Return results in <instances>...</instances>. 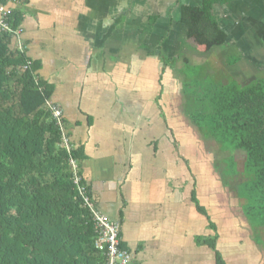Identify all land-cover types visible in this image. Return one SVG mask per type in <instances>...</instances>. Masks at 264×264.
I'll return each mask as SVG.
<instances>
[{"label":"crops","instance_id":"0c3cea01","mask_svg":"<svg viewBox=\"0 0 264 264\" xmlns=\"http://www.w3.org/2000/svg\"><path fill=\"white\" fill-rule=\"evenodd\" d=\"M134 2L20 0L22 39L28 55L40 61L38 73L53 87L51 99L63 110L70 144L81 150L79 172L94 206L120 225L130 264H216L206 243L216 237L219 249L216 180L202 181L201 170L193 169L200 156L184 145L201 144L179 129L182 122H170L175 107L168 104L167 91L152 84L155 79L157 88L167 78L165 67L174 60L184 69L193 64L194 48L183 59H162L190 48L178 42L193 40L179 22L180 7L202 0L175 1V15L153 12L162 0ZM128 6V17L121 18ZM213 11L227 35L220 48L240 61L233 67H245L243 76L255 71L248 67L264 73V0H221Z\"/></svg>","mask_w":264,"mask_h":264},{"label":"trees","instance_id":"16d2710c","mask_svg":"<svg viewBox=\"0 0 264 264\" xmlns=\"http://www.w3.org/2000/svg\"><path fill=\"white\" fill-rule=\"evenodd\" d=\"M19 1L0 0L14 7L10 20L15 29L23 22ZM220 1L180 7L186 36L208 49L226 41L213 13ZM23 42L21 50L12 33L0 32V264H105L95 247L91 212L73 181L70 158L79 160L81 150L62 145L59 125L46 109L53 87L40 76V61L28 55ZM200 79L195 73L184 85L195 107L190 117L204 136L232 152L236 165L231 176L240 173L236 157L243 154L244 180L237 197L248 205L245 218L250 213L257 218L248 222L264 228V79L243 85L199 84ZM206 243L216 264H228L216 237Z\"/></svg>","mask_w":264,"mask_h":264},{"label":"rangeland","instance_id":"374dc122","mask_svg":"<svg viewBox=\"0 0 264 264\" xmlns=\"http://www.w3.org/2000/svg\"><path fill=\"white\" fill-rule=\"evenodd\" d=\"M132 1L134 2V0ZM140 1H142L143 5L149 3V0ZM175 1L177 0H167L166 2L170 4L172 3L167 9L164 8V5L166 4L165 0H162V2H165L164 5L162 4V6H158L155 10L153 9V12L155 11L161 15L166 11L174 10L173 14L175 15L176 12L179 11L178 4ZM147 6L149 7V5ZM130 11L131 8H129V6L122 9L123 15L121 18L126 19L125 16L128 17ZM157 26H159V24ZM185 41L186 42L183 41V37H179L178 42L180 44L188 43L190 44V48H184V50L181 47L179 51L182 49V52L179 57L166 56V60L162 59V61L168 62L169 59H183L184 56L189 54L188 49L192 48L195 49L197 55L194 56L198 59L194 57L193 59L195 61L193 60V64L190 65L188 63L189 65L184 66L185 69L183 68V64L178 65V61L174 60V65L165 67L168 69L164 73L167 78L165 79L163 76L157 88L155 85L156 80H153V89H161L163 92L167 91L166 100L171 107H175L171 109L173 113L169 116L170 122H182L183 124L178 123L179 129L184 127V133L192 136L190 140L194 139L195 143L201 144L197 145L198 147L194 144L195 147H192L191 145L193 143L186 142L190 147L184 145V148L186 152H188L189 149V152L196 153L197 156H200L198 157L197 162L192 165L193 169L201 170L202 176H204L202 181H205L206 177L207 181L209 179L212 181L213 178L216 180H214L215 184L212 183L213 188L216 187L215 189L217 191L213 204L216 206V225L219 237L218 248L220 252L222 251L221 253L224 254V259L228 264H264V228L256 227L254 224L248 222L257 221V218L252 216L254 213H250L249 219L245 218L246 216L243 212V208L248 205L245 203V200L237 197L235 190L236 183L244 180V176L241 172L243 170L244 156L240 153L237 154L236 159L239 162L240 173L231 176L229 173H232V171L235 170L236 165H234V162L232 161L234 160L232 152L221 148L222 146L220 147V144L217 143L215 139L204 136L202 128L192 121L189 114V112L193 111L195 108L193 107V100L189 98L186 91L185 93L183 92L185 74L190 79L195 72H197V77H201V79L198 80L199 84L219 81L226 83L234 80L243 85L245 83L256 82L257 80H263L264 73L257 71V67H248L250 72H252V70L255 71L250 73L249 76H243L242 73L243 71H246V68L241 66H238L237 68L233 67V65L240 64V61L238 63H236L237 61H233L232 58L234 55L231 51L220 48L221 45H215L208 49L206 45L201 44L195 38H193V40ZM201 62L203 65H199L202 64ZM234 62L236 64H234ZM232 75L234 79H231ZM148 95L150 94L148 93ZM50 100L52 99L50 98ZM192 149L194 151H192ZM209 162H212L211 167L213 171L211 172H209L207 168ZM202 189L205 190L204 184H202ZM222 221L224 222L223 227Z\"/></svg>","mask_w":264,"mask_h":264},{"label":"built area","instance_id":"2783aa9c","mask_svg":"<svg viewBox=\"0 0 264 264\" xmlns=\"http://www.w3.org/2000/svg\"><path fill=\"white\" fill-rule=\"evenodd\" d=\"M13 6L10 4H0V32L12 33L15 38V45L24 50L25 45L22 39L23 27L14 28L11 25ZM28 65L24 66V69ZM46 109L50 111L52 117L57 121L62 136V145L70 151L68 134L63 121V110L61 106L53 100H46ZM73 172V181L78 188V192L84 201V205L91 212L94 227L96 229L95 247L102 253L105 264H130L132 257L128 249L122 247L120 241V225L118 222L109 219L107 215L100 212L93 204L88 186L83 183V177L79 172V163L76 158H70Z\"/></svg>","mask_w":264,"mask_h":264}]
</instances>
